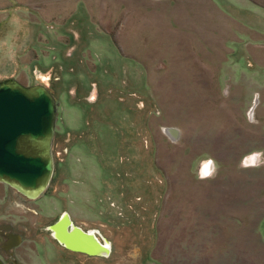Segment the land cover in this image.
Here are the masks:
<instances>
[{
  "label": "rangeland",
  "instance_id": "374dc122",
  "mask_svg": "<svg viewBox=\"0 0 264 264\" xmlns=\"http://www.w3.org/2000/svg\"><path fill=\"white\" fill-rule=\"evenodd\" d=\"M251 1L0 0V81L57 103L52 179L27 207L43 216L9 210L38 228L69 213L111 249L44 248L43 264H264V0ZM11 194L0 183V204Z\"/></svg>",
  "mask_w": 264,
  "mask_h": 264
},
{
  "label": "water",
  "instance_id": "95a60500",
  "mask_svg": "<svg viewBox=\"0 0 264 264\" xmlns=\"http://www.w3.org/2000/svg\"><path fill=\"white\" fill-rule=\"evenodd\" d=\"M57 105L44 85H24L13 78L0 81V183L35 199L49 186L54 172L52 142ZM174 136L175 129H169ZM61 237L67 246L91 255L110 248L75 230Z\"/></svg>",
  "mask_w": 264,
  "mask_h": 264
},
{
  "label": "flooded vegetation",
  "instance_id": "af4514ba",
  "mask_svg": "<svg viewBox=\"0 0 264 264\" xmlns=\"http://www.w3.org/2000/svg\"><path fill=\"white\" fill-rule=\"evenodd\" d=\"M51 94L53 95V93ZM250 116H252L251 113ZM10 189L13 194L5 196L6 198L4 197L2 200L4 202L0 204V264H30V250H34L35 264H43L46 261L44 257L46 250L44 248H53L61 253L66 250L72 256L73 254H81L94 258L95 255L73 249L60 240L61 237L72 236L71 234L79 229L88 236L96 237L101 243L95 232L89 233V231H84L81 227L76 226L69 213H66L62 220L56 222L55 225H47L46 219H43L44 224L42 223V227L38 228L36 224V227H29L25 216L15 215L9 210L11 208H19L21 211L23 209L24 212L31 213L29 215L33 217L34 215L43 216L41 213L39 214L37 211L28 209L27 207L29 202L36 203L41 196H44L47 189L35 199H29L14 189ZM39 237L40 239L38 240ZM103 242L105 244L107 241L104 240ZM108 246L110 248L109 244ZM110 252L111 249L106 255L109 256Z\"/></svg>",
  "mask_w": 264,
  "mask_h": 264
},
{
  "label": "clouds",
  "instance_id": "9594fccd",
  "mask_svg": "<svg viewBox=\"0 0 264 264\" xmlns=\"http://www.w3.org/2000/svg\"><path fill=\"white\" fill-rule=\"evenodd\" d=\"M216 173V166L215 162L211 159L203 162L202 169L199 175V179L206 180V179H214Z\"/></svg>",
  "mask_w": 264,
  "mask_h": 264
},
{
  "label": "crops",
  "instance_id": "0c3cea01",
  "mask_svg": "<svg viewBox=\"0 0 264 264\" xmlns=\"http://www.w3.org/2000/svg\"><path fill=\"white\" fill-rule=\"evenodd\" d=\"M123 1V0H122ZM179 1H181V0H179ZM248 2H251V3H253L251 0H247ZM196 2H198V1H196ZM190 3V2H189ZM194 4L193 5H195V4H197V3H195V2H193ZM105 4H109V1H108V3H105ZM120 4H123V3H120ZM198 5V4H197ZM107 34H109V35H111V32H107ZM120 45V44H119ZM121 46V45H120ZM108 244L110 245V243L108 242Z\"/></svg>",
  "mask_w": 264,
  "mask_h": 264
},
{
  "label": "trees",
  "instance_id": "16d2710c",
  "mask_svg": "<svg viewBox=\"0 0 264 264\" xmlns=\"http://www.w3.org/2000/svg\"><path fill=\"white\" fill-rule=\"evenodd\" d=\"M54 159V158H53Z\"/></svg>",
  "mask_w": 264,
  "mask_h": 264
}]
</instances>
